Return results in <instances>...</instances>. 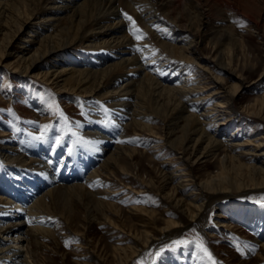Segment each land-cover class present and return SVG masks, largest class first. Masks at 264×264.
<instances>
[{"label":"bare ground","instance_id":"1","mask_svg":"<svg viewBox=\"0 0 264 264\" xmlns=\"http://www.w3.org/2000/svg\"><path fill=\"white\" fill-rule=\"evenodd\" d=\"M241 1L0 0V32L4 36L0 40V64L19 78L44 80L71 100L77 95L89 98L93 112L101 113L102 108L98 110L94 102L101 99L114 110L118 117L115 126L121 134L120 143L111 148L116 138L101 135L100 128L96 130L97 126L87 122L81 126L90 129L87 136L100 148L75 156L71 145L55 143L52 136L32 140L29 146L0 129V264H35L36 252L43 244L41 238L53 237L55 231L41 227V215H59L71 228L78 206L85 210L90 224L108 204L120 213V208L102 198L111 188L108 180L121 158H131L135 151L121 144L129 128L147 132L154 139H144L145 143L158 148L167 145L175 151V159H182L173 171L161 170L164 183L158 189L180 214L201 224L202 230L205 212L215 203L264 191V160L259 159L264 156V133L256 145L254 140L239 142L238 130H232L227 138L218 137L234 121L238 127L254 121L264 124V94L244 109L234 105L241 103L245 91L254 86H244V77L230 68L234 58L228 41L242 20L249 22L250 31L264 33L262 13L254 17L260 11L255 0H244L247 10L240 6ZM129 16L132 20L127 19ZM213 20L219 25L210 36L205 31ZM25 26H31L30 31L36 28L34 35H27L34 38H22L17 44L19 52L7 53ZM203 45L210 51L204 52ZM215 69L230 75V83L216 77ZM208 101L215 102L205 108ZM45 112L47 104L39 105L37 116ZM152 119L162 120L166 132L156 134ZM212 123L217 125L210 131ZM250 145L254 146L244 148ZM242 148L246 150L236 151ZM197 152L200 155L193 161ZM245 155L252 160L242 161ZM101 157L100 165L92 166ZM204 158L218 159L219 166L216 173L200 179L193 166ZM67 180L75 182L65 184ZM204 193H209V198ZM129 210L142 212L136 207ZM12 216L15 219L8 220ZM253 218L256 222L251 225L255 224L260 234L264 205L238 214L236 220ZM181 223L168 219L164 230L172 232L183 226ZM217 223V227L230 229L226 221ZM131 237L129 253L126 248H116L124 254L118 258L119 264L128 263L140 251V243L146 247L152 238L147 229ZM259 248L257 257L264 260V242ZM96 259L92 256L90 261Z\"/></svg>","mask_w":264,"mask_h":264},{"label":"rangeland","instance_id":"2","mask_svg":"<svg viewBox=\"0 0 264 264\" xmlns=\"http://www.w3.org/2000/svg\"><path fill=\"white\" fill-rule=\"evenodd\" d=\"M255 2L260 11H256L254 17H257L260 12L264 22V10H262L264 0H255ZM241 4L240 6L247 10V3L244 0L241 1ZM196 5V1H193L194 11L198 10ZM248 23L244 20L239 21L236 25V34L231 42L228 41L233 50L232 59L234 58L231 60L230 68L244 77L246 83L244 86H254L245 91L240 100L241 103L234 104L238 109H244L247 104L253 103L255 98L264 94V44H262L264 33L262 36L255 31H250L247 28ZM218 25L215 21L211 25H207L205 33H209L211 36ZM30 27L25 26L14 37L7 53H18L20 48L17 47V44H20L18 42L22 38H34L27 36L28 33L34 35L36 28L30 31ZM3 37V32H0V40ZM34 47L35 45L32 46V48ZM203 47L204 52L210 51L205 48V45ZM213 72L216 77L224 80V83H230V75L226 74L224 70L215 69ZM211 81L209 80V82ZM77 96L71 100L68 94L61 93L60 90L48 85L42 79L19 78L15 72L6 70L2 63L0 64V129L9 133L16 140H23L25 145L29 146L34 143L32 140H46L52 136L55 143L65 142L68 147L71 145L76 156L77 152L79 155L85 150L94 152L95 148L96 150L100 148L87 136L90 129L82 128L84 124L91 122L97 126L96 130L100 128L98 133L101 132V135L116 138V142L109 145L111 148L115 144H119L121 134L116 127L118 117L114 110L111 111L110 107L100 101L101 99H94L98 110L102 108V111L101 113L93 112L88 103L90 99ZM214 102H205L204 107H210ZM42 104L44 106L47 104V112L41 116L38 113L37 116L36 110L38 112V106ZM162 122V120L152 121L156 129L154 131L158 135L166 132V129L162 128ZM254 122L252 125L243 123L238 127L237 121H234L229 129L221 130L218 137L223 139L226 135L227 138L233 131L238 130L236 136L240 140L239 142L254 140L252 142L256 145L257 139L264 133V124ZM216 125L212 123L209 130L216 128ZM144 139L152 141L154 138L145 131L140 132L138 129L136 131L131 128L126 130V136L123 137L124 141L121 144L127 145L128 149L132 148L135 151L131 158H121L120 165L117 164L112 177L107 179L111 187L107 196L106 194L102 195L104 198L101 196L104 201L113 203L120 208V213L117 214L108 204L105 206L104 213L99 214L97 220L90 224L85 218L87 213L78 206L74 209L71 228L59 215L55 216L50 213L41 215V218H44L43 223H40L41 227L55 229V231L53 237L41 238L43 244L36 252L35 264H119L118 258L123 257L124 254L116 248L127 249L133 244L131 236L133 234L134 236L141 235L145 229L150 232L151 242L149 241L146 247L140 243L138 254L128 263L123 262L122 264H176L177 262L178 264H212L213 261L216 264H264V260L257 257L260 244L264 242V229L260 234L257 233L255 224L251 225L256 222L255 218L246 221L236 220L238 214L255 210L261 204L264 205V191L247 192L244 196L237 195L215 203L205 212L206 223L202 230L201 224L190 222L187 216L180 214L168 200L163 198L165 192L161 193L158 189V186L160 187L164 183L161 170L163 173L173 171L182 164V159H175V151L169 146L160 145L161 147L158 148L151 142L145 143ZM81 145L85 146L84 149ZM254 145L244 148L249 149ZM244 148L236 151L246 150ZM236 151L233 154H237ZM199 155L200 152L194 154L193 161ZM103 157L92 166L98 167ZM251 158L252 156L249 155L241 156L242 161L246 162L252 160ZM259 159L263 161L264 156H260ZM78 163H80L79 160ZM218 166V159H201L193 166L195 176L200 179L206 178L209 174L216 173ZM87 170L89 171V169ZM151 180L153 182L149 184L148 181ZM72 182L75 181L65 182V184ZM78 182L80 181L78 180ZM173 184H176V181ZM209 196V193H204L205 198H209ZM132 207L140 208L142 212H132L129 210ZM217 214L222 217L219 218ZM151 215L152 219H149ZM11 219H15V217L8 218V220ZM168 219L181 220L183 226L172 230V232L165 231ZM220 219L230 224L229 230L217 227V222ZM34 247L31 246V248ZM203 249H207V253ZM127 252L129 253V249ZM209 254L211 260H209ZM92 256L97 258L95 262L90 261Z\"/></svg>","mask_w":264,"mask_h":264},{"label":"snow or ice","instance_id":"3","mask_svg":"<svg viewBox=\"0 0 264 264\" xmlns=\"http://www.w3.org/2000/svg\"><path fill=\"white\" fill-rule=\"evenodd\" d=\"M127 19L132 20V18H131L130 16L127 17ZM133 24H135L134 21H133ZM61 115H63V114L61 113ZM45 128H47V126H45ZM201 247H202V246H201ZM203 251H204L205 253H207V249H203ZM157 255H159V253H157ZM211 259H212V258H211L210 254H209V260H211ZM212 264H216V262L213 261Z\"/></svg>","mask_w":264,"mask_h":264}]
</instances>
